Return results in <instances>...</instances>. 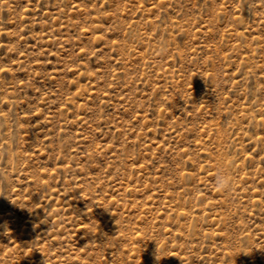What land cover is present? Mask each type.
<instances>
[{
	"label": "rangeland",
	"instance_id": "obj_1",
	"mask_svg": "<svg viewBox=\"0 0 264 264\" xmlns=\"http://www.w3.org/2000/svg\"><path fill=\"white\" fill-rule=\"evenodd\" d=\"M0 264H264V0H0Z\"/></svg>",
	"mask_w": 264,
	"mask_h": 264
},
{
	"label": "clouds",
	"instance_id": "obj_2",
	"mask_svg": "<svg viewBox=\"0 0 264 264\" xmlns=\"http://www.w3.org/2000/svg\"><path fill=\"white\" fill-rule=\"evenodd\" d=\"M216 183L218 187H225L230 182L228 181V178L226 176L220 175L217 177Z\"/></svg>",
	"mask_w": 264,
	"mask_h": 264
}]
</instances>
